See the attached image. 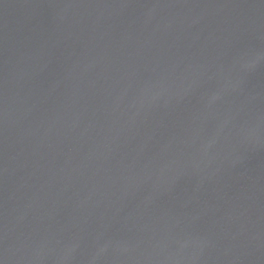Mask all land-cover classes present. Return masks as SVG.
<instances>
[{
  "label": "water",
  "instance_id": "1",
  "mask_svg": "<svg viewBox=\"0 0 264 264\" xmlns=\"http://www.w3.org/2000/svg\"><path fill=\"white\" fill-rule=\"evenodd\" d=\"M0 264H264V0H0Z\"/></svg>",
  "mask_w": 264,
  "mask_h": 264
}]
</instances>
